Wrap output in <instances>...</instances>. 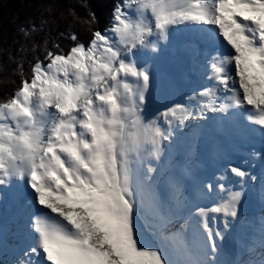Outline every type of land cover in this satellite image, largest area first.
Wrapping results in <instances>:
<instances>
[{
	"label": "snow or ice",
	"instance_id": "1",
	"mask_svg": "<svg viewBox=\"0 0 264 264\" xmlns=\"http://www.w3.org/2000/svg\"><path fill=\"white\" fill-rule=\"evenodd\" d=\"M33 3L0 25V264H264V0Z\"/></svg>",
	"mask_w": 264,
	"mask_h": 264
},
{
	"label": "trees",
	"instance_id": "2",
	"mask_svg": "<svg viewBox=\"0 0 264 264\" xmlns=\"http://www.w3.org/2000/svg\"><path fill=\"white\" fill-rule=\"evenodd\" d=\"M19 0H6L3 3H0V19L6 15V8L9 6L10 8L13 7L14 13L16 12L17 14H20L22 12V4H18ZM82 2V0H70V3L75 5V11L82 17H86V11L83 8L79 7V3ZM116 2V0H87L88 6L91 9L92 12L96 14L97 23L93 24V27H99V28H104L108 25V21L110 18L111 10L113 7V4ZM17 3V4H16ZM33 3V0H25L23 5L28 6L29 4ZM16 4V5H15ZM15 6V7H14ZM36 10V9H34ZM35 13H38V11ZM40 14L38 13L36 16L38 17ZM75 30L78 32V34L82 38L88 37L89 33L87 31V25H80V24H75L74 25ZM14 31V28L10 30V35ZM61 45L62 46H67L70 41L61 38ZM4 46L3 40L0 39V48Z\"/></svg>",
	"mask_w": 264,
	"mask_h": 264
},
{
	"label": "rangeland",
	"instance_id": "3",
	"mask_svg": "<svg viewBox=\"0 0 264 264\" xmlns=\"http://www.w3.org/2000/svg\"><path fill=\"white\" fill-rule=\"evenodd\" d=\"M6 0H0V3L5 2ZM25 0H19L18 4H22V12L20 14H17L16 12L14 13V9L13 7L10 8L9 6H7L6 8V15L4 17H2V19H0V25H2L8 33H10V30H12L14 28V24L11 23V21L13 20V18H16V22H19L20 20H24L27 16H33V17H37L36 15L39 13H35V11L37 12V10L35 8V4L31 3L28 6L23 5ZM17 4V3H16ZM15 4V5H16ZM15 7V6H14ZM40 14V13H39Z\"/></svg>",
	"mask_w": 264,
	"mask_h": 264
}]
</instances>
